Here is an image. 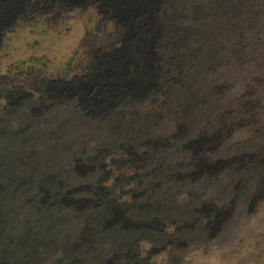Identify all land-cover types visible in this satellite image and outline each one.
Returning <instances> with one entry per match:
<instances>
[{"label":"rangeland","instance_id":"obj_1","mask_svg":"<svg viewBox=\"0 0 264 264\" xmlns=\"http://www.w3.org/2000/svg\"><path fill=\"white\" fill-rule=\"evenodd\" d=\"M7 1L0 264H264V0Z\"/></svg>","mask_w":264,"mask_h":264},{"label":"trees","instance_id":"obj_2","mask_svg":"<svg viewBox=\"0 0 264 264\" xmlns=\"http://www.w3.org/2000/svg\"><path fill=\"white\" fill-rule=\"evenodd\" d=\"M112 2H114L113 5L116 6L115 10L117 11L113 20L116 21V31L120 35L123 34L124 37L119 40L123 44L120 48L122 50L121 58L124 54H128L127 51H131L130 47L133 46V49L141 52V58L144 59L148 52H153V47L160 34L157 24L156 0H115ZM6 3H8L7 0ZM8 6L7 8H18L19 3L15 0L9 1ZM128 37H131V40L137 39L126 45L123 41L129 39Z\"/></svg>","mask_w":264,"mask_h":264}]
</instances>
